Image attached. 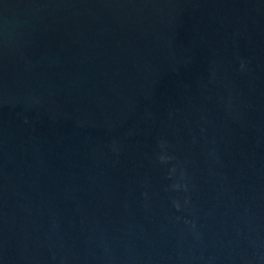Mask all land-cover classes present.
Masks as SVG:
<instances>
[{
	"label": "water",
	"instance_id": "obj_1",
	"mask_svg": "<svg viewBox=\"0 0 264 264\" xmlns=\"http://www.w3.org/2000/svg\"><path fill=\"white\" fill-rule=\"evenodd\" d=\"M0 264H264V0H0Z\"/></svg>",
	"mask_w": 264,
	"mask_h": 264
}]
</instances>
